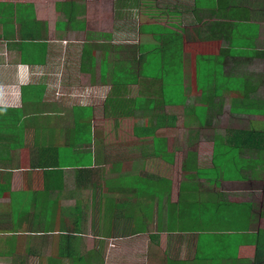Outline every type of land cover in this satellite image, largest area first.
<instances>
[{"label":"crops","instance_id":"0c3cea01","mask_svg":"<svg viewBox=\"0 0 264 264\" xmlns=\"http://www.w3.org/2000/svg\"><path fill=\"white\" fill-rule=\"evenodd\" d=\"M215 1L0 0V264H71L74 258L93 264L90 238L102 243L145 232L129 228L120 235L112 224L96 231L95 222L113 223L126 211L124 199L134 198L113 184L121 174H154L169 183L164 219L157 211L152 217L159 227L171 214L180 217L173 208L189 196L183 189L189 152L200 170L213 167L217 141L239 142L237 153L245 160L264 148L262 134L236 132L263 130L252 121L264 116L232 112L235 105L264 104L258 33L251 57L233 53L235 42L247 40L242 26L248 23ZM93 7L102 10L98 18L89 15ZM247 7L243 13L250 20L259 16ZM82 33L92 42H74ZM210 55L220 56L214 77H242L254 96H242L245 85L235 93L231 84L221 88L216 80H200L198 61ZM248 62L258 63L244 74ZM216 118L226 123L215 125ZM260 170L255 179L229 183L223 195L215 193L221 177L200 179L196 173L193 199L209 202L217 195L230 201L226 206L248 208L244 227L229 234H251L264 222L263 212L257 216L264 203ZM102 198L107 201L100 205ZM81 209L91 232L84 231L85 223L82 230L69 227ZM188 234L194 232L158 228L146 244H152L150 257L156 264L167 256L196 263L193 243L192 257H184L188 249L181 242ZM248 250L252 258L241 259ZM254 252L244 239L235 263L222 264H253Z\"/></svg>","mask_w":264,"mask_h":264},{"label":"rangeland","instance_id":"374dc122","mask_svg":"<svg viewBox=\"0 0 264 264\" xmlns=\"http://www.w3.org/2000/svg\"><path fill=\"white\" fill-rule=\"evenodd\" d=\"M204 1L205 0H198V2L200 3H204ZM215 2L216 4L224 3V6H227L231 10L236 9L234 14H237L238 21H240L241 19L243 20L246 19V22L248 23L247 27L245 25L242 26V28H245L247 40L244 42H235L233 45L234 52L233 51L232 52L236 53L238 51L237 54L242 55L243 53L241 50H243L244 56L251 57L250 54L251 49L249 48H252L254 46L253 38L258 33V36L256 35L254 38V43L256 41L257 43L256 46L259 45L258 49L261 50L260 52L264 54V25L261 24V22L264 21V17H262V14H264V0H259L257 2V5L254 7V10L256 14H259L260 11L262 12L258 17L252 20L249 19L248 13L246 15H244L243 13V9L244 10L246 9L245 8L246 3L243 0H216ZM89 6L91 5L89 4ZM247 10H249L248 7ZM92 12L93 13L89 15L98 18V15L102 12V10L101 8L97 9L93 7ZM249 21L255 23L258 22L257 26L260 28H258L255 25H250ZM63 24L64 23H61L60 26H63ZM90 29L95 30V27L92 26ZM259 35L262 36L259 38ZM84 39L85 36L82 33V35H79L74 40V42L80 40L82 42ZM87 41L88 43H90L92 42V39H89ZM219 59H220L219 55H210L205 60H199L197 64L199 79L209 82H213L214 80H216V82L219 84V87L221 88L226 87L227 84H231L233 86V91L235 93L238 92V88H242L244 85L246 87L247 81L242 77L239 76L235 77L231 75H220V74L218 77L213 76V73H217L218 63L216 60ZM85 60L87 61V57L85 58ZM158 61H154L153 66H158ZM257 63L253 64L248 62L246 66H243L242 71L244 72V74L246 71L249 73L248 69L254 70L253 67H256ZM167 64L169 66L170 63ZM263 64L264 63L259 64V70L262 71L261 74L262 77L264 76ZM170 75L171 74L168 70V76L171 77ZM252 80H254V78H252ZM169 89H172V86L169 87ZM242 93H243L242 96L245 95H248L250 97L254 96L252 94L251 89L248 87L244 88V90H242ZM247 99L251 100L250 98ZM260 99L264 101V95L261 96ZM236 102L237 101L235 100L233 103L236 104ZM236 107L240 108L239 112H243L241 114L257 115L259 117L264 116V105L261 102L259 103L249 102L247 104H243V106L235 105L232 112L236 111L237 109ZM226 113L227 111L218 113L217 117ZM216 122L226 123L219 121L218 118H216L215 120L214 123L215 125ZM249 123H251V121ZM255 125L263 129L260 131L264 132V121H259V120L252 121V126ZM232 135H234V132H232ZM239 149L240 147L234 146V140L232 141V143H227V144L222 143L221 141H217L216 151L213 156L216 158V160L212 161L213 167H211L210 169L204 168L200 170L195 164L194 155L191 152H189L188 157L186 158L184 163L186 179L189 181L188 183H185L183 185V189L185 191H188L189 196L186 195L183 199L181 198L177 206L173 208L174 211L177 209L182 211V208L185 207L187 210H189V212L181 214L182 216H180L179 218H176L175 214H171L169 216V221L167 222V224L160 222L159 227L157 226L158 222L156 218L152 222L153 220L152 217L155 211H157L160 218L162 216L164 219V214H163L164 212L161 209L165 201V195L166 193L169 192L168 190L169 183L164 179H160L162 178L161 176H156L154 174L152 175L137 174V175H128V176L121 174L118 179L113 181V184L119 186L121 193H124V190H128V192L125 193V195L134 196V198L124 199L123 203L126 204L125 207L126 211L120 213L122 216L113 219L112 222L117 225V229H119L118 231L120 235L124 232L129 233L130 232L129 228H132L135 232L136 230L142 231L145 228V232L144 234H140L134 237L133 236L128 237L127 234L126 237L123 236L117 237L115 235L117 238L113 237L107 242L105 240H102V243L98 241L96 242L94 241L93 238H90L89 244L91 246H95L93 247L94 249L96 250L101 249L102 251L103 250L105 251L104 256L103 255L100 256V254H102L101 250L100 251L95 250L97 256L93 255L95 252L93 251V254L89 256L95 257V259H92L90 263L156 264L155 258L150 257L152 252L151 250L152 244L148 246L146 244L150 239L154 237L155 233L158 231V228H164V225L170 228L171 230L179 229V231H183V232H188V233L194 232V234H188L187 236L183 237L181 244L183 245V248L186 247L188 249V250L185 249L184 257H188V258L192 257L190 250L191 243L196 245L195 248L196 250H198L197 255L194 254L196 255L195 258L196 263L193 262L192 258L186 260H178L175 258H171L170 256H167L166 257L167 259L164 264H208L205 261H210V264H222L223 260H227V259L228 261L235 263V259L237 258L238 244H240L241 241H243L244 239L247 241L250 240V233L244 234L238 231L234 234L233 233L229 234V231L233 228L244 227L245 225L244 217L248 213V208H244L240 206H226V203H229L230 201H227V199L226 200L222 199L221 201V199L217 195H223V192L229 189L230 187L229 183H232L233 181H238L239 183H241L243 181H246L247 179H255L256 174H258L256 173V170L259 169H261L259 171L260 175L261 172H264L263 171L264 148L263 149L260 148L262 151L259 149L260 151L258 150L257 152L253 153L256 156L248 158V160H245V158H242V156L238 155L237 151ZM249 149L254 150V147L247 146V150ZM258 152H260V154ZM247 154L249 153H245L244 156L247 157L248 156ZM232 155L233 157L231 158ZM201 166L203 165L201 164ZM196 173L197 176L200 177V179H204V178L217 179L218 177H221L220 181L217 183V191L215 192L217 195L209 196V202L199 201L195 203V200L193 199L194 192H193L192 184L198 185V181H196L194 177ZM260 175L257 177H260ZM109 183L110 182L108 180H105V185H108ZM173 195H175V192H173ZM254 195L258 197L260 195V192L259 191L254 192ZM213 196L215 197L213 198ZM170 200L171 197H169V201ZM99 201L101 205L103 203L105 204L107 200L102 198ZM257 202L260 203V201ZM127 203L129 204L127 205ZM84 212L85 210L81 209L80 212L77 214L76 219H78V221H76L72 225H69V227L73 228L74 226H79V228L82 230V227L85 223ZM261 212H263L264 215V203L257 210V216H259ZM252 216L257 218L255 216V209L252 211ZM149 221H151L152 223H148ZM121 222L123 223L124 226L123 229L120 227V224H122ZM98 223L99 221H97V227H99ZM259 227L264 228V222L260 224ZM84 231L91 232V227L88 222L85 223ZM158 241L159 238H156L153 240V243L156 244V242L158 243ZM100 246H104V247L100 248ZM106 246L109 247V249H106L105 248ZM242 258L251 259L252 258L251 252L249 250L247 252H243V254H241V259ZM261 258L262 257H258V261ZM249 262L250 261H248V264H252ZM71 264H84V263L83 261L79 260V258H74L72 259Z\"/></svg>","mask_w":264,"mask_h":264},{"label":"trees","instance_id":"16d2710c","mask_svg":"<svg viewBox=\"0 0 264 264\" xmlns=\"http://www.w3.org/2000/svg\"><path fill=\"white\" fill-rule=\"evenodd\" d=\"M246 3H247V6L248 8H253L257 5V2L259 0H245ZM224 5H219V7H223ZM262 11L259 12V14H256V12L254 11V15L258 16L261 14ZM262 17H264V14H262ZM264 105V104H263ZM239 110H236L234 112H238ZM196 110H193V114H196ZM245 112V111H244ZM239 113H243V112H239ZM237 133H245L247 136H250L252 134H264V132L262 131H255L253 129H250V130H247V131H236ZM263 142H264V135H263ZM246 139V138H245ZM241 141V140H240ZM245 141V140H244ZM242 142V141H241ZM241 144L239 142H234V146L235 147H239ZM216 151V149H215ZM214 151V153H215ZM216 160L215 157H213V161ZM189 210H187L185 207L182 208V211H180L178 209L177 213L179 216H182L181 214L183 213H188ZM95 228H96V231L98 232H101V229L105 228L106 225L109 227L111 224L116 226L117 228V225L114 224V223H107L105 221H99V227H97V223L95 222ZM120 227L121 228H124L123 226V223L120 224ZM145 229V228H144ZM143 229V230H144ZM249 242H251L252 244H254L255 246V252H254V258H253V264H263L264 263V228H258L256 229V231H254L253 233L250 234V240H248ZM258 257H262L259 261H258ZM82 261V260H81Z\"/></svg>","mask_w":264,"mask_h":264}]
</instances>
